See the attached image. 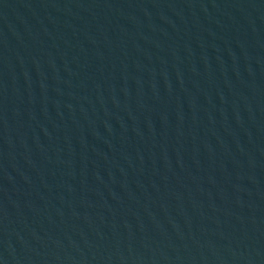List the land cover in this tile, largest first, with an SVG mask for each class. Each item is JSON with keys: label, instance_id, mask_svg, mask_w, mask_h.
<instances>
[{"label": "water", "instance_id": "water-1", "mask_svg": "<svg viewBox=\"0 0 264 264\" xmlns=\"http://www.w3.org/2000/svg\"><path fill=\"white\" fill-rule=\"evenodd\" d=\"M0 264H264V0H0Z\"/></svg>", "mask_w": 264, "mask_h": 264}]
</instances>
